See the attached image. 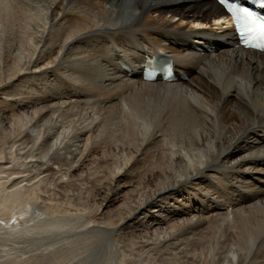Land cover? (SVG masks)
<instances>
[{
	"label": "bare ground",
	"instance_id": "1",
	"mask_svg": "<svg viewBox=\"0 0 264 264\" xmlns=\"http://www.w3.org/2000/svg\"><path fill=\"white\" fill-rule=\"evenodd\" d=\"M219 10L214 0H0L3 35L7 40H17L24 49L32 48L24 63L16 56L10 62L0 53V264L45 263V255L53 248L58 250L56 238L62 237L58 235L72 225L55 217L69 213L74 200L82 203L80 211L90 214L85 224L93 233L88 236L96 238L90 240L94 245L101 242L98 247L104 256L112 253V247L119 249L115 241L106 239L109 231L115 229L122 238L121 254L118 251L114 264H233L236 260L237 264H264V189H250L238 181L240 172L246 174L245 169L240 171L243 165L264 171L258 169L264 167V135L258 137L264 133V52L236 47L232 30L218 23ZM213 45L216 49L207 51ZM193 46H200L203 52ZM87 51L89 57L84 60ZM158 51L171 56L177 71L184 72L188 79L178 77L173 83L143 81L135 72V64L139 57ZM60 53L69 61L63 65L60 57L59 67L51 71L56 73L65 67L72 70L75 79L69 80V75L66 78L72 86L84 90L78 101L84 110L92 112L76 127L82 134L92 131L85 138L81 161L98 150L101 158L106 153L117 154L120 165L125 166L120 175L119 170H113L104 183L86 189L85 199L89 198L91 204L74 192L67 197L60 186L71 184L81 162L78 167L69 162L61 172L67 163L54 155L52 163L58 169L41 168L40 153L54 146L51 137L45 135L40 140L36 147L39 152H24L34 117L59 98L54 90L38 89L34 94L37 86L31 79L40 74L43 65V74L47 73V65ZM99 59L103 65L97 67ZM105 67L111 72L104 74ZM129 71L134 73L132 78ZM18 80L21 83L15 85ZM104 81L109 83L105 85ZM158 102L161 108L157 111ZM122 106L128 109L124 110V119L118 115ZM133 114L143 118L153 115V119L161 115L163 121L155 122L158 129L143 146L138 143L141 139ZM95 115L103 116V123H111L117 115L124 121L117 131L108 130L102 136L101 121L90 125ZM198 129L218 140L211 144L207 135L199 132L200 142H193L195 152L185 144L190 158L176 155L171 145L181 143L178 137L196 134ZM249 136L253 141L243 144ZM230 162L234 164L227 166ZM121 177L127 178L122 185ZM134 177L142 188L154 183L152 196L158 194L160 200L175 197L182 207L163 209L158 204L160 215L142 222L137 211L147 198L136 203L120 195V185L129 186ZM45 180L53 181L63 194L53 189L45 195L40 186ZM99 192L102 197L98 202ZM59 194L67 201H59ZM111 206L114 208L108 209ZM138 229L144 232L140 240L129 241ZM65 242L63 247L73 245L71 241L65 246ZM88 250L82 255H88ZM89 255L87 260L91 261L94 254ZM74 257L58 254L53 264H72Z\"/></svg>",
	"mask_w": 264,
	"mask_h": 264
},
{
	"label": "rangeland",
	"instance_id": "2",
	"mask_svg": "<svg viewBox=\"0 0 264 264\" xmlns=\"http://www.w3.org/2000/svg\"><path fill=\"white\" fill-rule=\"evenodd\" d=\"M45 16H46V14H45ZM2 29L3 28L0 27V53L2 54L1 56H5L10 62H12L13 58H15V56H16V58L19 61H21V63L22 62L24 63L25 60H27V58L29 57L30 53H32L31 45H30V48L27 50V49H24V47L22 45H20L17 40H15V39L12 40V41L10 39L7 40V37L5 35H3V30ZM35 40L36 39H34V41H33L34 45H35ZM33 42H32V44H33ZM40 45L41 44H39L38 47L36 48L37 50H36V52L34 54V57L37 56V52L39 51ZM41 54H39V56ZM84 55H85V59L84 60H87L88 57H89L88 56L89 55L88 51ZM60 57H62L64 59L63 60V65L65 64V62L67 63L69 61V59H67L66 56L64 58L63 53L62 54L60 53L56 57V60L53 62L54 64L51 63V64L47 65L48 66L46 68L47 71H48L47 73L43 74V71H44L43 69H45V65H43L42 69L40 70L41 71L40 74L37 73V72H39L38 71L39 69L36 70L37 74H34V77H32V79H31V82L35 81L36 82V86H37L36 89H33V93L34 94H37L36 91H38V89H40L41 91H45V92H51V91L54 90L57 93L59 92V95H58L59 98L54 99V101L50 102V104L48 103V106L50 105L49 108H51V109L47 108L46 109L47 111L44 110L43 112L38 113L40 115L36 114L37 117L39 116L38 118L36 116L34 117L33 122H32L33 128H31L32 132H31V130L29 131V134H30L29 144L26 147V149H24L25 150L24 152H25V154H27V152H28V154H29V152L30 153L31 152L32 153L39 152L40 149L37 150L36 147L40 143V140L45 135H47L48 137H51V141H52V143H54V146H52V148L49 151H44L43 150V152L40 153V156L42 157V162H43L42 165H41V168L45 169L48 166H53L54 170H57L58 169L57 164H53L52 163V161H53L52 157L54 155H58L59 157H62L61 159H64L66 161L65 163H67L66 165H63L61 172L64 171L65 168L69 165V162H71L70 165H73L74 167H78L79 163L81 162V165L79 166V168H77V170L75 172H73L74 175L71 177V182H70L71 184H69V185L67 184V186H65V185H60V186L64 187V189L66 190L65 193H66L67 197L73 196L71 194L74 192V196H75V193H76L80 197H83L84 201L87 199V201L91 204V201L89 200V198L85 199V196L87 195L86 189H89V190L91 189L92 190L93 189V185L94 184L96 185L97 182L99 183L97 185H101L102 183H104V181L107 180V177H109L108 175H111V172H113V170H115V171L119 170L118 171L119 172L118 175H120L122 173L121 171H123L125 169V166L124 165L123 166L120 165L121 164L120 163L121 159H118V155L117 154L113 155V154L110 153L108 155V153H106V156L101 158L102 154L98 150L92 152L90 155L85 157L83 161H81V159L85 155V151H83V153L81 154L82 150H84V147H85L84 146L85 138L89 134H91L92 131H90L89 133H86V134H82L80 131H76V127H80L81 124H79V123L82 122V120H83L82 118L88 116L89 114H92V112L89 113V110H90L89 108H87L88 110H84L83 107H82L81 102L78 101V98H81V97H77V96L78 95L82 96L83 93H84V90L75 88L74 86L71 85L69 80L75 79L72 76V74L74 72L72 70H68V67L62 68L60 70H56V73L51 71L53 69V67L54 68L59 67V61H60V59H62ZM99 58H102V57L100 56ZM76 59H77L76 61L81 60V58L80 59L76 58ZM57 61H58V64L56 65ZM98 62H99V64H98ZM98 62H97V67L103 65V62H101L100 59L98 60ZM92 64H94V61L92 62ZM0 65L2 66V60L0 61ZM110 72L111 71L108 70L107 67H105L104 74H107V73H110ZM116 74H118V76L116 75L117 77L121 76V74H119V73H116ZM66 75H69V77L72 76V78L70 77V79L68 80L66 78ZM129 77H131V76H129ZM117 81H119V80H116L114 82L116 83ZM102 82L103 81H100V83H102ZM186 82H188V81H186ZM17 83H21V81L18 80L16 82H14L15 85H17ZM108 83H109V81H104L105 85L108 84ZM113 84L114 83H112L111 85H113ZM41 94L44 95L45 93L43 92ZM151 108L154 110V106L150 107V110H152ZM160 108H161V104L158 102L157 107L155 109L158 111ZM124 110L128 111L127 108L122 106V111L118 114L122 119H124L125 116H126V113H125ZM28 111L30 113L31 108H29ZM121 114H123L124 117ZM118 115H117V117L115 116L114 119L111 120V123L110 122L109 123H103V116L95 115L94 116L95 120L90 125H92L94 127V125H93L94 123H96L97 121L98 122L101 121L100 127L102 128L101 129L102 130L101 134L103 136L104 132H107L108 130L117 131V128L119 129V126L121 125V123H123L124 120H121V121H120V119L118 120V117H119ZM133 115L134 116H131L132 117V121H134V123L136 124L135 128L137 130V133L139 132V134H137V137H139L141 139V141H138V143L142 144V146H143L145 144V142H148V141H150L153 138L154 133L158 129L156 127L157 123H155V122L162 123L163 121H162V119H160L161 115L157 116L158 118L155 117V119H153L154 118L153 115L152 116H146V117L144 116V118L142 117L143 115H138V116H136L135 114H133ZM137 117H138V119H136ZM143 121L147 123V125H146V126H148L147 128L145 127L146 123H144ZM86 122H84V124H86ZM90 125H89L88 128H91ZM106 125L108 126V129H107ZM76 132H78L79 135H77ZM199 132L201 133V135H203V134L207 135V138L209 139L211 144L215 140H218V137H215L212 133H209V132L206 131L209 134L208 135V134H206V132L203 133L202 130H199V129L197 130L196 134H191V133H189V134L187 133L186 134L185 133V135H183L181 137H178L180 140H182L181 143L178 141L179 143H177V144L173 143V145H171L173 147L174 151L176 150V152H175L176 155L181 153L183 156H186L187 158L189 157V153L187 154L186 148H184L185 144H189V147L192 150V152L193 151L195 152V150H196L195 147L196 146L193 144V142L194 141H199V139H200L199 138V135H200ZM263 135H264V133L263 134L259 133L258 137H262ZM163 138H165V135H164ZM253 139L254 138L249 136V137L244 139V143L243 144L251 142V141H253ZM33 143H34V146L31 148V150L30 151L27 150ZM211 148L213 150V147H211ZM69 151H72V152L69 153ZM186 157H185V159H186ZM205 158H207V157L205 156ZM219 161L220 160H217L215 163H218ZM232 164H234V163L233 162L227 163V166H230ZM256 165H258V163H256ZM249 166H253V165H245V166L243 165L242 168H240V171L245 169L246 174L245 175H241V172H240L238 174L239 175L238 181L239 182L240 181L244 182L245 185L247 184L250 187V189H258V190L264 189V185H263V183H264V171L251 170V169H248ZM39 167H36V168H39ZM246 168L248 170H246ZM226 169L229 170L230 168H226ZM236 169H237V167H236ZM258 169H263L264 170V167L258 166ZM29 173L33 174L34 171L29 172ZM195 178L196 177H194L192 179H195ZM232 178H234V177H232ZM118 179L121 181V183H120L121 185L123 184L124 181L127 180V178L123 179L122 177L118 178ZM52 182L45 180L44 182L40 183V186H42L41 189L46 191L45 195H48V193H50L51 190H53V189L55 191L60 192L61 194H63V192H64L63 189L61 191V188L60 187H55ZM110 182H111V185L113 186V184L115 183V178L112 177V180ZM137 182H138L137 178L134 177L133 181L130 182L129 186H128V183L125 184V186H121L120 185L119 189L121 191L120 195H121L122 198L125 197L127 199V197H130L128 199H130V201L134 199V201L136 203H143L144 199L147 198V201L144 204L140 205L139 206L140 209L137 211V217H138V219H141L142 222H145L147 219H149L151 217H156L157 215L158 216L160 215L159 214L160 212L156 211L157 209H159V206L157 207L158 204L162 205L163 209L165 207H170V208L173 207V208H176V209L182 207L181 200L179 199V200L175 201L174 200L175 197L174 198H168L167 200H164V199L160 200L159 196H156L158 194H156V195L153 194V196H152V193L154 192L153 189H155L154 186H153L154 185L153 182L150 183V185L148 187H145V188H142L143 187L142 184H138ZM242 182H240V183H242ZM91 185H92V188L90 187ZM26 189H27V187H26ZM42 193H44V192H42ZM61 194L57 195V198H59L58 200L59 201H64V202L67 201V197L66 196L63 197V196H61ZM50 197H53V196H50ZM101 197H102V193L99 192L98 195H97V198H96L98 202L101 200ZM70 200H73V199H70ZM81 204L82 203L79 202L78 200H74V202L72 204V207H70L72 209L70 210L69 213H67V214L65 213L63 215H57L55 217V218H57V217L61 218L60 220L62 222H63V220H66L72 225H71L70 229H68L66 232H64L65 235L63 233H61V234L58 235V237L59 236L60 237L62 236V237L61 238H56V240L59 241L57 243L59 247L58 246H56V247H58V250H60V251H58L57 248L56 249L53 248L54 251H50V250H52V249H50L49 250L50 252L48 251L49 253L48 252L47 253L49 255H51V256H49L46 253L47 255H45V256H47V257H44V259L42 260V263L45 262L43 264H47L46 263L47 261L49 263L53 264V262L55 261L53 259H56L58 257V254L63 256L64 258H67L68 256H70V257L75 256L74 257V261H72V264H75V263L76 264H80V263L86 264L85 261L87 262V264H89V263L90 264H96L97 263L96 261L99 259V257H100V259H99L100 262H98V264H109V263L110 264H114L115 259L117 260V258H115V256L119 257V254H121L120 245H121V239L122 238L118 237V235H117L118 233H117V231L115 229H112V230L109 231L108 235L106 236L107 237L106 239H108L110 241L112 240V242L115 241V243H117V246H118L117 248H119V249H116V248L112 247L113 250H112V253L110 255L107 253L106 256H104L102 250L98 247L101 242H99V243H97L95 245L92 244V242H91L92 239L95 240L96 238H94V237L93 238L90 237L91 239L89 238L90 233H93V230L90 231L89 228L86 226L87 224H85V221L89 220V218H90L89 215L90 214L89 215L86 214L87 210L84 211V212L80 211ZM66 206H68V205H65V207ZM149 206H152L151 208H153V210L149 209ZM111 208H114V206H111L108 209H111ZM77 212L78 213L80 212V213L77 214ZM59 218H57V219L59 220ZM83 227L86 228V230ZM87 229H88V231H87ZM86 232H87V235H86ZM73 233H75V234H73ZM143 234H144V232L142 230L138 229L135 232V234L133 236L128 237V239H129V241L130 240L131 241H139ZM116 235H117V237L119 239L116 237ZM65 237H68V238H65ZM115 237L117 239H115ZM59 239H61V240L63 239V240L60 241ZM64 240L66 242L67 241H69V242L66 243ZM89 241H90V243H88ZM64 242H65V246L68 243H70V242H71L70 244H73V245L71 246V245L68 244L66 247H69V248L66 249V247H63L64 246ZM60 243H63V244H60ZM86 243L90 244L91 247H90V245H87ZM75 244H77V246ZM82 244H83V246H82ZM61 248H62V251H61ZM70 248H72V250ZM74 248L76 249V251H79V252H77V254H76ZM79 248H80V250H79ZM88 248H90L92 250V252H90L91 250L90 249L88 250ZM254 248L255 247H254V244H253L252 245V249H254ZM83 249L85 250L84 253L81 252ZM86 250H88V252L90 254H94V256L92 257L94 260L93 259H91V261L87 260L88 257L90 256L89 253H88V255H82V254H87ZM66 252H67V254H66ZM68 252L69 253L71 252L72 255L68 254ZM74 252H75V255H73ZM62 254H65V255H62ZM54 255H57V256L54 257ZM48 256L51 257V260H49L50 258ZM76 256H78V257H76ZM84 256H86V257H84ZM109 256L111 258H113V259H111ZM83 257L85 259H83ZM75 258H77V259H75ZM96 258H98V259H96ZM106 258H107V260H106ZM79 259H81L83 261L81 262V260H79ZM102 260H104V261H102ZM88 261H90V262L88 263ZM69 262H70L69 264H71V261H69ZM233 264H237V260H236V263L234 262Z\"/></svg>",
	"mask_w": 264,
	"mask_h": 264
},
{
	"label": "snow or ice",
	"instance_id": "3",
	"mask_svg": "<svg viewBox=\"0 0 264 264\" xmlns=\"http://www.w3.org/2000/svg\"><path fill=\"white\" fill-rule=\"evenodd\" d=\"M226 2L232 4L229 0H226ZM261 2L264 4V0H261ZM230 15L242 42L246 41L249 35H252L257 40L264 41V17L257 16L248 7H240L238 5ZM222 22L218 21V23ZM257 47H264V43L259 44Z\"/></svg>",
	"mask_w": 264,
	"mask_h": 264
}]
</instances>
